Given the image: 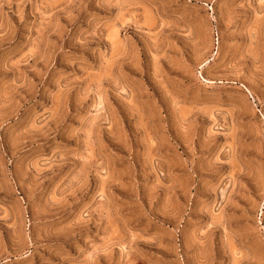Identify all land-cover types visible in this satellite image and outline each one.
I'll list each match as a JSON object with an SVG mask.
<instances>
[{"label": "rangeland", "instance_id": "1", "mask_svg": "<svg viewBox=\"0 0 264 264\" xmlns=\"http://www.w3.org/2000/svg\"><path fill=\"white\" fill-rule=\"evenodd\" d=\"M0 264H264V0H0Z\"/></svg>", "mask_w": 264, "mask_h": 264}]
</instances>
